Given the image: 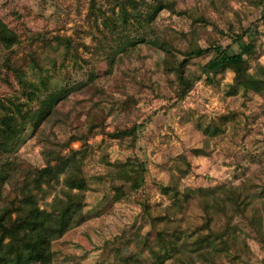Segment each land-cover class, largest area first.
Wrapping results in <instances>:
<instances>
[{"label": "rangeland", "instance_id": "rangeland-1", "mask_svg": "<svg viewBox=\"0 0 264 264\" xmlns=\"http://www.w3.org/2000/svg\"><path fill=\"white\" fill-rule=\"evenodd\" d=\"M0 20L17 35L11 48L0 42V118L11 114L22 131L0 149V175L11 173L4 195L44 168L50 150L81 161L73 191L62 175L41 197L50 216L76 209L82 219L53 242V264H158L144 241L159 253V231L205 223L203 201L187 189L224 186L255 201L234 219L237 238L220 262L264 264V98L234 87L231 68L206 73L214 52L188 55H240L251 44L242 65L264 66V0H0ZM44 105L51 115L34 129Z\"/></svg>", "mask_w": 264, "mask_h": 264}, {"label": "trees", "instance_id": "trees-1", "mask_svg": "<svg viewBox=\"0 0 264 264\" xmlns=\"http://www.w3.org/2000/svg\"><path fill=\"white\" fill-rule=\"evenodd\" d=\"M163 6L160 3L154 7L148 20H155L157 14L163 10ZM0 42L7 48H11L17 42V35L2 20H0ZM159 46L167 50L164 43H160ZM211 52L216 54V58L208 63L206 73L217 74L231 68L236 72L234 87L253 90L264 98V66L259 65L254 73H249L248 68L242 65L243 54L253 52L251 44H242L240 55L223 51L219 47L197 48L188 55L190 58L199 57ZM184 65L185 62L177 69L182 83H185ZM70 90L72 89H64L63 97L67 96ZM186 95L187 91H183L180 96L183 98ZM52 109L51 105L42 106L33 123L34 129L51 115ZM18 111L21 113L20 109ZM100 132L105 134L103 130ZM134 132L135 129L132 128L112 136L129 137ZM21 134L22 131L18 130L16 120L11 114L0 118L1 150L9 152ZM82 138L84 137H76L73 140H82ZM87 140L88 138L84 139L85 142ZM45 154L46 166L37 170L32 178L21 184H9L11 192L14 193L12 198L4 195L2 191V187L7 184L11 175L10 171L5 170L0 175V264H53V242L61 239L71 228L82 222L76 209L72 210L66 218L59 219L50 216L46 208L41 207V197L45 198L49 195L53 183L58 182L62 175H64L66 188L73 191L75 189L73 179L81 173V161L77 159L75 152H72L69 157L66 156L67 158L53 150ZM187 167H189L188 164ZM76 188L81 191L86 189L84 184ZM263 193L264 188L259 192V196ZM186 195H195L203 201L201 206L206 216L204 225L200 229L189 232L180 226L172 233L159 231V253L155 251L156 244L153 241H144L143 245L154 255L159 254L158 264L169 262V264H225L220 262L221 255L227 252L229 240L237 238V225L234 219L250 208L255 201L253 195L248 190H243L242 186L187 189ZM60 203V198L55 197L53 204L58 211H68V207L62 208ZM175 206L173 204V207ZM224 220H226L225 223ZM252 221L258 226L261 225L259 217H252ZM219 223H222L221 230L218 228ZM204 230L209 232L204 233Z\"/></svg>", "mask_w": 264, "mask_h": 264}]
</instances>
